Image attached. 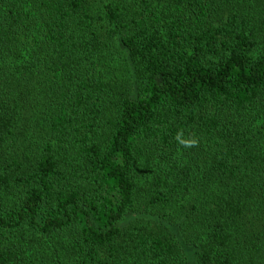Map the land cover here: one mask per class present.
Returning a JSON list of instances; mask_svg holds the SVG:
<instances>
[{"label": "trees", "instance_id": "trees-1", "mask_svg": "<svg viewBox=\"0 0 264 264\" xmlns=\"http://www.w3.org/2000/svg\"><path fill=\"white\" fill-rule=\"evenodd\" d=\"M0 264H264V0H0Z\"/></svg>", "mask_w": 264, "mask_h": 264}]
</instances>
